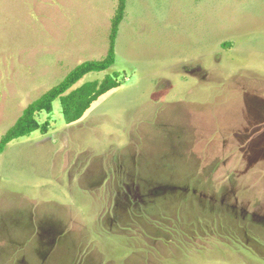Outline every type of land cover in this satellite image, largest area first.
<instances>
[{
	"label": "rangeland",
	"instance_id": "374dc122",
	"mask_svg": "<svg viewBox=\"0 0 264 264\" xmlns=\"http://www.w3.org/2000/svg\"><path fill=\"white\" fill-rule=\"evenodd\" d=\"M119 1L0 0V141ZM115 52L74 89H118L1 154L0 264H264V0H127Z\"/></svg>",
	"mask_w": 264,
	"mask_h": 264
},
{
	"label": "trees",
	"instance_id": "16d2710c",
	"mask_svg": "<svg viewBox=\"0 0 264 264\" xmlns=\"http://www.w3.org/2000/svg\"><path fill=\"white\" fill-rule=\"evenodd\" d=\"M127 0H120L116 14L112 20V33L108 55L102 60L87 61L76 67L61 84L48 91L43 97L30 104L16 124L2 137L0 141V156L8 145L14 141L28 137L36 131L47 133L49 123L40 125L36 116L38 113H53V103L61 100L66 124L80 121L92 105L101 97L116 90L120 84L113 77L107 76L103 81H92L79 88L75 86L91 73L108 71L116 62V40L121 23L126 15ZM118 74H116L117 76Z\"/></svg>",
	"mask_w": 264,
	"mask_h": 264
}]
</instances>
